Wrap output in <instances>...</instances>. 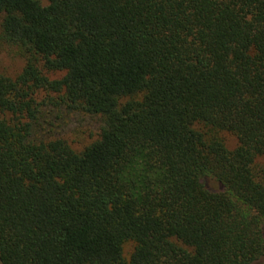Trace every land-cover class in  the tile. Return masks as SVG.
I'll list each match as a JSON object with an SVG mask.
<instances>
[{
	"label": "trees",
	"instance_id": "16d2710c",
	"mask_svg": "<svg viewBox=\"0 0 264 264\" xmlns=\"http://www.w3.org/2000/svg\"><path fill=\"white\" fill-rule=\"evenodd\" d=\"M0 14L25 61L0 75V264L264 258V0H0ZM57 110L100 118L96 138H37Z\"/></svg>",
	"mask_w": 264,
	"mask_h": 264
},
{
	"label": "rangeland",
	"instance_id": "374dc122",
	"mask_svg": "<svg viewBox=\"0 0 264 264\" xmlns=\"http://www.w3.org/2000/svg\"><path fill=\"white\" fill-rule=\"evenodd\" d=\"M41 1L45 3V0ZM2 17L0 14V25ZM24 63V58L16 47L0 43V75L14 78L21 72ZM100 125L101 121L98 117L57 110L50 111L41 119L34 134L39 139H63L71 148L79 151L96 138ZM222 136L227 148L233 149L236 145L234 137L228 133H223ZM207 185L209 188H215V184L211 180L207 182ZM132 247L131 242L124 244L123 255L125 257L129 256ZM254 264H264V258Z\"/></svg>",
	"mask_w": 264,
	"mask_h": 264
}]
</instances>
